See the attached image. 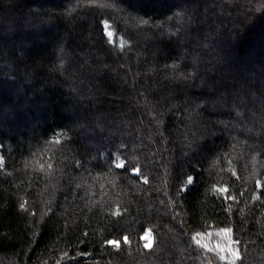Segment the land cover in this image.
Here are the masks:
<instances>
[{
	"label": "trees",
	"instance_id": "obj_1",
	"mask_svg": "<svg viewBox=\"0 0 264 264\" xmlns=\"http://www.w3.org/2000/svg\"><path fill=\"white\" fill-rule=\"evenodd\" d=\"M218 14L252 26L208 57ZM259 72L264 0H0V264H264Z\"/></svg>",
	"mask_w": 264,
	"mask_h": 264
},
{
	"label": "rangeland",
	"instance_id": "obj_2",
	"mask_svg": "<svg viewBox=\"0 0 264 264\" xmlns=\"http://www.w3.org/2000/svg\"><path fill=\"white\" fill-rule=\"evenodd\" d=\"M221 15V14H220ZM219 14L216 16H212L215 18L219 19V22H216V26L214 29H211L212 32L210 30L206 31V33H203L201 39L199 40L201 43V47L204 50V52L206 53V55L209 56H215L216 54H218L217 49L218 48H224L226 47L225 45H227V42L229 41L230 43L233 44V46L236 45L237 42H239L240 40H246V33L245 30L248 29L251 25V23L247 24V25H240L238 24L239 22H237V20L239 18H241V16H230L228 15L227 17L224 16H220ZM191 19H194V17ZM187 24H192L193 25V20H190L189 18L187 19ZM208 22H211L213 25H215V19L211 18V20H209ZM183 27V26H182ZM254 36V35H253ZM260 36L256 34V37L254 36V41L249 49V51H247V53L245 54L243 58V61L245 63L251 64L249 62L254 61L256 59L257 56H259V53L261 50H263L262 45L258 42L261 41V39H259ZM205 39H207V42L205 41ZM258 39V40H256ZM120 47H125L127 44L123 39H120ZM214 46V47H213ZM235 52V53H234ZM238 51H236V49H233V52L231 50L232 56L230 57H225L224 59L221 60V65L223 69H226L227 71H229V67L232 68L231 70L233 71V69L239 70L240 68H242L243 63H237L236 58H237V53ZM235 61V62H234ZM234 64V67H231ZM241 66V67H240ZM230 72V71H229ZM235 72H233L234 74ZM259 76L257 75L252 84L258 86L260 89L262 88V90H264V72H259ZM229 75V73H228ZM124 78V77H123ZM229 78V77H228ZM125 81V79H124ZM162 80L160 77H158L157 82L160 83ZM139 101L140 100L139 98ZM145 103L140 102V104L137 102H135V99L133 97H128L127 99H125V101H123L122 104L119 103L120 106L117 105L118 107V116L117 119L119 120V125L123 124L124 121L123 119H125L124 117L127 116L131 121V123L133 122L131 117V110L133 107L137 106L140 109L142 108V105H144ZM141 115L145 116V112L141 109ZM143 111V112H142ZM144 113V114H143ZM127 118V120H128ZM135 120L138 118H134ZM140 119V118H139ZM126 120V119H125ZM126 123V122H125ZM116 134L113 133L111 134L110 137H108V139H105L104 141L109 144L113 139L116 138ZM1 149V148H0ZM4 163L3 160V156L0 150V166H2ZM116 165L119 168H122L124 166V162L121 159H117L116 160ZM135 174L138 173V170L134 171ZM191 182V180H190ZM259 187H263L264 186V180L263 181H259L258 182ZM212 236V237H211ZM199 237V236H198ZM217 238V239H213ZM143 240L145 243V247L146 248H151L153 246V242H154V237L153 234L151 232V230H146L143 234ZM213 239V240H212ZM198 242L203 244V245H207L210 246V243H213L215 247H217V249L220 250L221 254L223 255L224 258L226 259H236L238 254H237V250L235 249L234 246V242L230 239L228 232H216L213 233L212 235H206V236H200L198 238Z\"/></svg>",
	"mask_w": 264,
	"mask_h": 264
}]
</instances>
